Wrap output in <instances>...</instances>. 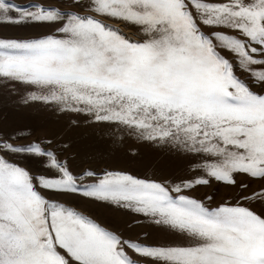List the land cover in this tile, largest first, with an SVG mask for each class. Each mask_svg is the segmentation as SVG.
Returning <instances> with one entry per match:
<instances>
[{"label": "snow or ice", "instance_id": "6c2138e0", "mask_svg": "<svg viewBox=\"0 0 264 264\" xmlns=\"http://www.w3.org/2000/svg\"><path fill=\"white\" fill-rule=\"evenodd\" d=\"M69 2L88 11L0 0V27L54 25L0 35V83L66 118L32 139L0 127V264H264V0ZM83 126L167 146L198 174L85 166ZM213 180L236 193L190 194ZM78 200L189 239L126 237Z\"/></svg>", "mask_w": 264, "mask_h": 264}, {"label": "rangeland", "instance_id": "374dc122", "mask_svg": "<svg viewBox=\"0 0 264 264\" xmlns=\"http://www.w3.org/2000/svg\"><path fill=\"white\" fill-rule=\"evenodd\" d=\"M17 3L27 4L29 0H16ZM44 4H59L61 7H75L78 11H88L87 8H80L69 0H40ZM109 23L118 24L126 33L133 34L134 38L137 29L132 26H126L119 21L102 17ZM54 25H35L25 28L0 27V35H32L51 31ZM238 74L244 75L238 71ZM20 88V85H17ZM18 95H14L9 86L0 83V127L31 129L33 136H51L66 122L63 116H54L50 110L39 102L27 106L18 103ZM114 133V135H113ZM77 135L81 137L80 143L88 145V152L91 159H84V165L92 164L95 167H109L116 170H130L133 174L141 176L152 175L153 168H163L166 171L180 176H195L198 171L189 168V160L169 153L167 146L156 145L143 141L128 132L117 131L114 127L106 126H83L77 130ZM80 161H77L79 164ZM234 179L237 184L241 181L247 183L249 177L237 174ZM261 182L252 181L250 187L255 189ZM237 191L236 187L224 182L213 180L208 186H200L191 192V195L202 198L205 194L215 192L214 200L219 202L227 200ZM85 214L97 219L98 222L106 227L118 230L126 237L139 238L144 240V232L150 233L149 238L154 241L164 242L170 240L184 241L189 239L186 236H170L158 231L143 222L139 225L132 223L133 215L125 212H116L86 200H78L75 204ZM260 207L259 204L256 205ZM136 219H140L136 217Z\"/></svg>", "mask_w": 264, "mask_h": 264}]
</instances>
